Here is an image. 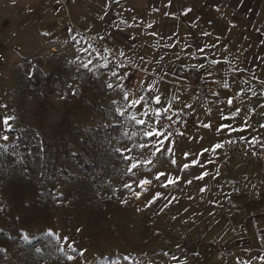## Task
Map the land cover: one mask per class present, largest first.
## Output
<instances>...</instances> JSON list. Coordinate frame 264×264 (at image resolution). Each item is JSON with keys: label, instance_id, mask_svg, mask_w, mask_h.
<instances>
[{"label": "rangeland", "instance_id": "obj_1", "mask_svg": "<svg viewBox=\"0 0 264 264\" xmlns=\"http://www.w3.org/2000/svg\"><path fill=\"white\" fill-rule=\"evenodd\" d=\"M189 1L0 0V264H190V254L226 264L217 249L179 247L188 232L264 252V211L241 208V222L210 234L201 209L208 196L231 210L236 169L258 171L228 161L231 141L264 152V0ZM93 38H104L103 53ZM192 67L214 85H242L225 106L197 107L193 128L177 127L172 142L158 120L176 115L177 84ZM39 80L53 82L46 98ZM104 124H122L123 136L101 140ZM26 127L49 142L65 138L61 154L79 157L61 156L64 172L35 184L14 166L15 134ZM90 134L95 166L86 168L80 140ZM250 212L259 221L246 223Z\"/></svg>", "mask_w": 264, "mask_h": 264}, {"label": "built area", "instance_id": "obj_2", "mask_svg": "<svg viewBox=\"0 0 264 264\" xmlns=\"http://www.w3.org/2000/svg\"><path fill=\"white\" fill-rule=\"evenodd\" d=\"M93 41L97 44V50L99 53H103L106 47L104 38L101 40L99 38H93ZM111 66L114 63L110 64ZM120 73L125 78L127 84H132L131 74H127L125 69H119ZM188 86L176 100V115H161L158 124L165 126L169 129L171 135V141L176 142L178 136L176 134L177 127L183 126L188 127L192 125L196 119V114L194 110L195 107L189 105L190 94L194 93L195 97L192 99L194 106L200 107L203 111H210L211 109L217 108L221 103L225 101H214L211 100V97L216 92H227L232 97H236L235 91L237 86L242 85V81L239 78H235L234 81H231L226 86L214 85L204 76V72L197 68L192 67L188 72ZM146 99L151 98V92H148L146 89L141 90ZM228 161L232 162L235 158H240L247 165H255L260 167L261 180L258 182L261 190L264 189V152L262 149H254L250 142L237 139L230 143L227 149ZM230 163H226L221 168V173L225 174L230 168ZM242 189L237 188L234 195H242ZM200 233L194 234L188 232L184 237L180 238L177 241V244L182 249H187L190 244L198 245L200 248H209L217 249L221 256L225 258L226 264H257L261 259L258 256H255L251 259L250 262H246L240 255L239 251L228 247L227 245L221 244L215 239L205 240L200 237ZM264 254V252L262 253ZM199 254H190L189 260L190 264H198L200 259Z\"/></svg>", "mask_w": 264, "mask_h": 264}, {"label": "trees", "instance_id": "obj_3", "mask_svg": "<svg viewBox=\"0 0 264 264\" xmlns=\"http://www.w3.org/2000/svg\"><path fill=\"white\" fill-rule=\"evenodd\" d=\"M53 82H51L52 84ZM51 84L41 83L40 80L35 82L34 88L41 92L42 87L47 90L45 96H48L51 92H49V86ZM35 89V90H36ZM67 119L72 124V129L74 130V135L79 136V132L75 129L76 126L73 124L72 118L67 114ZM122 137L123 136V125H112L106 126L105 124L101 126L98 130V137L101 140L110 138L111 136ZM15 140L13 147L15 150H18L20 157L22 159L18 164L14 166L20 168L25 177H30L33 182L40 183L44 177L50 176V174L56 176L59 171L64 172V170L60 169L62 165V157H79L78 155H74L73 153L69 154H61L62 143H64L65 138H56L53 141H47L44 136H39L35 129L26 127L22 129L19 133L15 134ZM96 138L93 137L92 134L88 136L87 139H81L80 143L82 144V148L85 150L84 155L86 158H90L91 161L87 165L86 168H93L95 165L94 161V153L91 151L89 144L95 141ZM92 146V145H91ZM17 156V157H18ZM62 156V157H61ZM15 157H12L10 154L6 155L5 161L8 164L15 162Z\"/></svg>", "mask_w": 264, "mask_h": 264}, {"label": "crops", "instance_id": "obj_4", "mask_svg": "<svg viewBox=\"0 0 264 264\" xmlns=\"http://www.w3.org/2000/svg\"><path fill=\"white\" fill-rule=\"evenodd\" d=\"M186 1L191 3L189 0H186ZM190 5H192V4H190ZM204 76H205V74H204ZM187 82H188V76H187ZM188 84H189V82L187 84H177V86L182 91L181 94L187 88ZM215 85L226 86L228 84H226V85L215 84ZM229 96H231V95L228 94L225 91L224 92H216L211 97V100L218 101V102L225 101L224 103L220 104V106H225L227 104ZM190 97L191 98H190L189 105L191 107H195L196 108L195 110L197 111V107L194 106V103H192V99L195 97V94L191 93ZM221 115H216L214 113V114H212V118H214L213 120L219 119V118H221ZM193 125H194V123L192 125L188 126V128H193ZM232 142L233 141H231L230 143H232ZM230 143H229V145H230ZM252 166H255V165H252ZM230 169H231V166H230V168L228 170H230ZM228 170H227V172L225 174H222L220 172L221 176H225L228 173ZM238 170L239 169H236L234 177H232V179H231V181L233 182V185H235L234 189L232 191V194L230 195L231 197L226 198L227 204H230V206L232 207L231 210H226L225 209L224 211H222V209H221L222 207L220 206V204H219V202L217 200H215L214 203H213L212 201H210L211 199H209L208 196H207V198H205V201H204L205 205L201 209H202V211H204V209H205L204 213L207 214L206 217L208 218V224L203 227L202 233H205V231L227 233L228 232V227L230 226L229 225L230 223L236 225V224H238L239 222L242 221L241 218L239 217V215H240L239 214V212H240L239 210L241 208H243V213H246L247 211L249 212V210L251 208H252V211L254 210V208H256L260 212L264 211V195H263L264 191H261L259 189V187L256 188V189L254 187L253 188L251 187V185L254 184V183H255V185L258 186L259 179L261 178L260 167L258 168V171L252 170V169L249 168V169L245 170L244 172H240L239 173ZM257 172H258V174H257ZM204 173L205 172H203V174ZM205 176H206L207 182H212L213 181V179H211V180L209 179L210 175L208 174V172H206L204 174V178H205ZM204 178H202V179H204ZM240 182H242V183L240 184ZM146 184H148V183H146ZM237 188H241L242 189V192H243L242 195H240V196H235L234 195V193H235ZM141 193H143V192H141ZM234 199H237V203H235ZM208 201H210L209 208H208V203H207ZM226 211H229L230 212V213L228 212L229 214L232 213L231 217L229 216L231 220H228V215L226 214ZM251 213L252 212L249 213L250 216L245 218L246 223H248V224H249V221H252V222L259 221V219L252 220L251 219V217H252ZM200 214H201V212H200ZM211 233L212 232H210V234ZM230 236L232 237L233 235H228V237H230ZM238 239H240V238H238ZM243 239L244 240L240 239L241 242H243L245 244H249L253 240V235L243 236ZM224 245H227V244H224ZM244 247H248V246H244ZM244 253L247 254V257H248L247 261L244 259L246 262H250L251 259L253 257H255V256L259 257V256L262 255V252H260L261 255H259V254L255 253V250L249 251L246 248L241 249L240 252H239V255L243 258L242 254H244ZM260 259H262V264H264V257H260Z\"/></svg>", "mask_w": 264, "mask_h": 264}]
</instances>
